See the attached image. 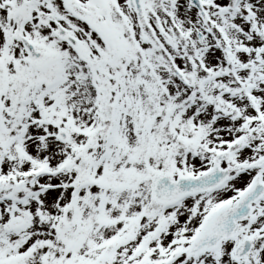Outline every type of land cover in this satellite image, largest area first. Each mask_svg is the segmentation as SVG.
Returning <instances> with one entry per match:
<instances>
[{
	"label": "snow or ice",
	"instance_id": "1",
	"mask_svg": "<svg viewBox=\"0 0 264 264\" xmlns=\"http://www.w3.org/2000/svg\"><path fill=\"white\" fill-rule=\"evenodd\" d=\"M0 264H264V0H0Z\"/></svg>",
	"mask_w": 264,
	"mask_h": 264
}]
</instances>
